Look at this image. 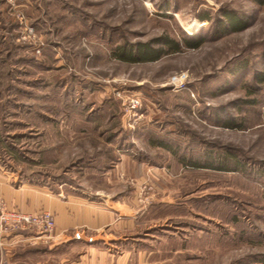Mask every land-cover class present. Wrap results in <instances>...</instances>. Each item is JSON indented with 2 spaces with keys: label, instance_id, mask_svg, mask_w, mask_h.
<instances>
[{
  "label": "rangeland",
  "instance_id": "obj_1",
  "mask_svg": "<svg viewBox=\"0 0 264 264\" xmlns=\"http://www.w3.org/2000/svg\"><path fill=\"white\" fill-rule=\"evenodd\" d=\"M224 12L244 29L221 33ZM160 36L203 42L112 56ZM263 70L257 0H0V171L120 210L125 264H262ZM226 153L245 171L179 162Z\"/></svg>",
  "mask_w": 264,
  "mask_h": 264
},
{
  "label": "crops",
  "instance_id": "obj_2",
  "mask_svg": "<svg viewBox=\"0 0 264 264\" xmlns=\"http://www.w3.org/2000/svg\"><path fill=\"white\" fill-rule=\"evenodd\" d=\"M0 198L6 200L10 209L49 212L55 220L54 231L49 236L21 230L0 239V264H125L127 261L130 250L123 249L125 245L119 242V235L125 229L120 210L76 196L63 197L25 186L15 188L2 171ZM77 232L80 239L73 238Z\"/></svg>",
  "mask_w": 264,
  "mask_h": 264
},
{
  "label": "trees",
  "instance_id": "obj_3",
  "mask_svg": "<svg viewBox=\"0 0 264 264\" xmlns=\"http://www.w3.org/2000/svg\"><path fill=\"white\" fill-rule=\"evenodd\" d=\"M260 4H264V1L257 0ZM202 20H207V16H201ZM224 22L219 23V29L221 33L225 32H238L244 29L243 22L238 19L237 16L231 13H223ZM203 40L192 41L189 38L183 37L181 42L174 40L168 36H160L150 42L135 43V44H124L119 46L112 56L122 62L130 64L139 63H151L156 62L163 56L180 52L181 47L184 46L189 49H197ZM154 44L156 46H154ZM256 79L259 83L264 85V70L260 72ZM225 128L229 129H240L241 127L232 120H227L224 123ZM159 145V144H158ZM160 144L161 147H166V145ZM230 153L218 154L214 157L212 154L206 157L196 158H179V162L185 166H191L193 168L210 169L219 172H244V165L238 159L234 158ZM264 264V258L261 260Z\"/></svg>",
  "mask_w": 264,
  "mask_h": 264
},
{
  "label": "built area",
  "instance_id": "obj_4",
  "mask_svg": "<svg viewBox=\"0 0 264 264\" xmlns=\"http://www.w3.org/2000/svg\"><path fill=\"white\" fill-rule=\"evenodd\" d=\"M129 104V110L137 109L140 102L132 98ZM55 228L54 216L49 212L27 213L18 209H9L7 203L0 198V239L7 234L21 230L37 232L40 235L49 236ZM74 239H80L78 233L73 234Z\"/></svg>",
  "mask_w": 264,
  "mask_h": 264
}]
</instances>
